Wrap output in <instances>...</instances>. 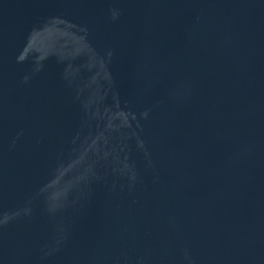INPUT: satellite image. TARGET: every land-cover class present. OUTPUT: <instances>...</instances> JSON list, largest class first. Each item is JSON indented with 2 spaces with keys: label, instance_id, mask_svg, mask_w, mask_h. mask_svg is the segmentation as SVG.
<instances>
[{
  "label": "water",
  "instance_id": "1",
  "mask_svg": "<svg viewBox=\"0 0 264 264\" xmlns=\"http://www.w3.org/2000/svg\"><path fill=\"white\" fill-rule=\"evenodd\" d=\"M0 264H264V0H0Z\"/></svg>",
  "mask_w": 264,
  "mask_h": 264
}]
</instances>
